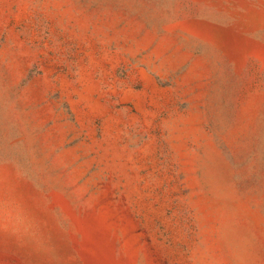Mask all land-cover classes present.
I'll return each instance as SVG.
<instances>
[{
  "label": "rangeland",
  "instance_id": "374dc122",
  "mask_svg": "<svg viewBox=\"0 0 264 264\" xmlns=\"http://www.w3.org/2000/svg\"><path fill=\"white\" fill-rule=\"evenodd\" d=\"M0 264H264V0H0Z\"/></svg>",
  "mask_w": 264,
  "mask_h": 264
}]
</instances>
